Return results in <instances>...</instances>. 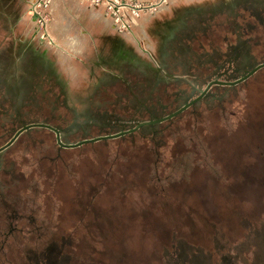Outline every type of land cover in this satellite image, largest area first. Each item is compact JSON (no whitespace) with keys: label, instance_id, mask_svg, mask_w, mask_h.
Listing matches in <instances>:
<instances>
[{"label":"rangeland","instance_id":"374dc122","mask_svg":"<svg viewBox=\"0 0 264 264\" xmlns=\"http://www.w3.org/2000/svg\"><path fill=\"white\" fill-rule=\"evenodd\" d=\"M33 1L11 39L80 81V100L50 98L31 118L65 144L164 118L264 62V0H126L142 9L129 32L109 20L133 43L118 76H94L100 53L78 34L99 13L88 0H51L41 19ZM207 96L75 149L44 128L20 135L0 154V231L18 216L0 264H264V69Z\"/></svg>","mask_w":264,"mask_h":264},{"label":"crops","instance_id":"0c3cea01","mask_svg":"<svg viewBox=\"0 0 264 264\" xmlns=\"http://www.w3.org/2000/svg\"><path fill=\"white\" fill-rule=\"evenodd\" d=\"M25 10L24 0H0V54H4L0 56V144H3L2 146L22 126L33 124L31 118L41 114L43 106L48 105L50 98L66 101L81 98L80 81L74 85L71 81L62 80L56 62H50L45 51L38 52L33 48L30 51L21 50L16 41L11 39L17 36L15 26ZM98 12L94 18L90 16L80 18L82 21L92 23L89 28L78 29L81 42L88 44L89 53L94 56L100 53L99 59L95 57L92 61L94 76H102L103 72L114 75L117 70H120L122 75H126L125 65H128L131 59L129 53L132 51L133 43L128 36L116 34L109 27L110 19L106 18L102 11L98 10ZM114 58L120 60L119 65L114 63ZM36 129L42 128L30 129L24 133Z\"/></svg>","mask_w":264,"mask_h":264},{"label":"water","instance_id":"95a60500","mask_svg":"<svg viewBox=\"0 0 264 264\" xmlns=\"http://www.w3.org/2000/svg\"><path fill=\"white\" fill-rule=\"evenodd\" d=\"M262 69H264V62L258 64L255 68L248 71L245 76H243L242 78H240L234 82H221L218 80L212 81L208 84L206 89L203 92H201V94L198 98L191 101L190 103L185 104L182 108H180L176 112H174V113H172V114H170L164 118H161L158 120H150V121L137 123L134 127L130 128L128 130H125V131H121L117 134L99 136V137L92 138V139H86V140H82L76 144H65V143H63L61 140L60 131L56 127H54L48 123L38 122V123L29 124V125H24L18 131H16L14 136L2 148H0V153L3 152L8 147H10L18 139V137L22 133H24L27 130L34 129V128H44V129L52 131L56 135L57 145L59 146V148H63V149H75V148H79V147H82V146L88 145V144H94V143L101 142V141H108V140L122 138V137H125L127 135H132V134L138 132L141 128H143L145 126H153V125L161 124V123L167 122L169 120H172V119L180 116L184 111H186L190 107L194 106L196 103L200 102L207 95L208 91L212 88V86H214V85L227 86V87L238 86V85L244 83L245 81H247L249 78L254 76L257 72H259Z\"/></svg>","mask_w":264,"mask_h":264},{"label":"built area","instance_id":"2783aa9c","mask_svg":"<svg viewBox=\"0 0 264 264\" xmlns=\"http://www.w3.org/2000/svg\"><path fill=\"white\" fill-rule=\"evenodd\" d=\"M50 1L35 0L29 2L28 8L32 15L41 19L43 18L42 10L50 4ZM88 2L92 8L102 11L106 18L114 21L117 29L123 32H129L131 30L134 17H139L138 10L142 9L141 5L131 6L126 0H88Z\"/></svg>","mask_w":264,"mask_h":264},{"label":"flooded vegetation","instance_id":"af4514ba","mask_svg":"<svg viewBox=\"0 0 264 264\" xmlns=\"http://www.w3.org/2000/svg\"><path fill=\"white\" fill-rule=\"evenodd\" d=\"M222 87H227V86H222ZM207 95H208V93H207ZM205 96L203 99H202V101L205 99V98H207L208 96ZM66 101V100H65ZM197 104V103H196ZM195 104V105H196ZM194 105V106H195ZM194 106H192V107H194ZM183 107V106H182ZM181 107V108H182ZM192 107H190V108H192ZM189 108V109H190ZM189 109H187V110H189ZM186 110V111H187ZM185 112V111H184ZM183 112V113H184ZM182 113V114H183ZM46 122V121H45ZM162 124V123H161ZM158 125V124H157ZM154 126H156V125H153V126H149V127H154ZM146 127V126H145ZM148 127V126H147ZM15 129H17V127H15ZM43 129V128H42ZM58 129V128H57ZM59 130V129H58ZM18 131V130H17ZM52 132V131H51ZM16 133V132H15ZM53 133V132H52ZM14 136V135H13ZM3 146H1L0 148H2ZM8 148H10V147H8ZM7 148V149H8ZM7 149H5L4 151H6ZM3 151V152H4ZM3 152H1V153H3ZM0 153V154H1ZM4 185V187H6V188H9V187H7V184H3ZM5 188V189H6ZM1 196V195H0ZM5 207H6V205H4ZM10 212V211H9ZM17 218H18V216L16 215V214H13L12 215V217L11 216H9V221H7L6 222V229H7V233H3V232H1L0 231V260L2 259V260H6L7 262L9 261L10 262V260H11V258H10V253H7V251L8 250H11V249H13V248H15V245L13 244L12 246V248L10 249V247H11V245H10V242H9V239H10V235H12V234H14L15 232H16V230H17V225H16V222H17ZM7 253V254H6ZM12 255H15V253L14 252H12ZM5 257V258H4ZM12 259H13V257H12ZM41 259H43V258H41ZM24 260H28L27 258H25Z\"/></svg>","mask_w":264,"mask_h":264},{"label":"bare ground","instance_id":"6f19581e","mask_svg":"<svg viewBox=\"0 0 264 264\" xmlns=\"http://www.w3.org/2000/svg\"><path fill=\"white\" fill-rule=\"evenodd\" d=\"M153 10H159L158 8H159V6L158 5H154V6H152L151 7Z\"/></svg>","mask_w":264,"mask_h":264}]
</instances>
